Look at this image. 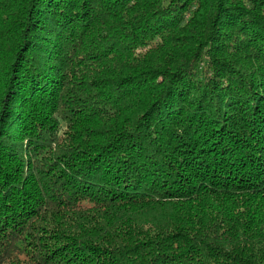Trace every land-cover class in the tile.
Returning a JSON list of instances; mask_svg holds the SVG:
<instances>
[{"label":"trees","instance_id":"1","mask_svg":"<svg viewBox=\"0 0 264 264\" xmlns=\"http://www.w3.org/2000/svg\"><path fill=\"white\" fill-rule=\"evenodd\" d=\"M0 264H264V0H0Z\"/></svg>","mask_w":264,"mask_h":264}]
</instances>
